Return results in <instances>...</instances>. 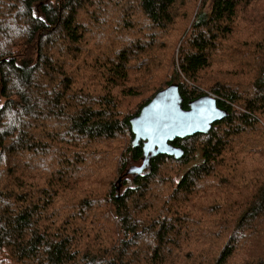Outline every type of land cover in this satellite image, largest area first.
Wrapping results in <instances>:
<instances>
[{
    "label": "trees",
    "instance_id": "obj_1",
    "mask_svg": "<svg viewBox=\"0 0 264 264\" xmlns=\"http://www.w3.org/2000/svg\"><path fill=\"white\" fill-rule=\"evenodd\" d=\"M251 8H260L251 23L263 45L237 62L241 87L204 81L221 52L256 42L233 36L237 13ZM81 10L97 25V53ZM174 29L164 85L124 117L114 90L139 95L126 86L134 67ZM93 77L102 94L88 89ZM175 82L185 109L207 91L228 117L208 135L176 140L181 160L155 158L117 193L108 166L119 176L142 165L130 120ZM249 127L258 141L233 146ZM262 157L264 0H0V264H264Z\"/></svg>",
    "mask_w": 264,
    "mask_h": 264
},
{
    "label": "rangeland",
    "instance_id": "obj_2",
    "mask_svg": "<svg viewBox=\"0 0 264 264\" xmlns=\"http://www.w3.org/2000/svg\"><path fill=\"white\" fill-rule=\"evenodd\" d=\"M209 7V6H208ZM207 7V8H208ZM260 9V8H257ZM256 8H251L248 10L247 13H237V22H234L232 25L233 28V36L236 34L237 36L241 37V41L246 43V42H250L252 41V38H256V36L252 33V23L253 19L252 17L255 16V13L257 12ZM87 11L85 10H81L79 11V16H78V21L81 22L82 25H85L86 27H90V29H88L87 33H86V37L88 39V43H87V48L89 50H91L94 53H97V48L98 46L95 45L94 43V39H93V32H92V28L93 30L96 29L95 25L91 26L92 23L90 22V20H87ZM112 18V17H111ZM118 18V17H113V19ZM243 29V30H242ZM109 33L104 34V36L102 37V39L106 36L107 39L105 41H101L102 43H104L103 46L107 47L109 45ZM159 35V33H158ZM179 35L178 30L174 29L172 31H170L168 33V35L165 37V34H160L158 38L159 39V49H158V53L149 57L146 56L145 57V62L144 64H140L134 67L133 71H132V76H134V81H130L126 84L127 87H133L136 91H138L139 95L138 96H122L119 93V89L114 90L115 96L116 98L120 99L122 101L120 109L123 113V116H130L133 115L137 109L138 106H140L142 103H144L148 97L150 96V91L153 90V88H158L161 85H164V81H166V75H167V66L165 64V59H163V54L164 52H167V39L169 37H173V36H177ZM232 36V37H233ZM258 37L260 36L259 34L257 35ZM231 38H228L227 42L231 41ZM101 39V40H102ZM256 42H252L250 44L247 45H235L234 48H232L234 50V52L232 53L230 50L226 51L225 53L221 55L223 56V58L217 62L214 63L213 67L211 69H209L210 71H208L209 73L206 74V76L203 78L204 81H209L212 83L221 81L219 84H223L226 86H231V87H238L240 88L241 86V73L243 72L240 68V66L237 64V62H239V60H243V62H245L246 60H248L249 58L251 59V57L253 58L254 56L259 55V53L261 52V45H263L262 43H260L262 40L260 38H256L255 39ZM178 43V41H175ZM174 42V43H175ZM181 43V42H180ZM258 43V46H257ZM165 44V46H164ZM233 44V43H231ZM85 47V44L84 46ZM101 47V46H99ZM247 49V54L244 53V51ZM226 54H228L229 56L227 57ZM82 56H80L81 58ZM148 58V59H147ZM151 58L154 60L153 62L149 63V61L151 60ZM222 72H221V71ZM104 83V82H103ZM173 84H178L180 86V84L178 82H175ZM237 84V85H236ZM147 86H150L147 88ZM87 87L88 89L98 95V94H102L103 89H104V85H101L98 81H96L95 77H93L92 80L87 82ZM142 94V95H140ZM211 95V93L205 91V95ZM213 96V95H212ZM215 97V96H214ZM239 107V106H238ZM235 107L237 109H240L241 111L242 108H238ZM137 116V115H136ZM225 120V119H224ZM222 122V121H221ZM249 130L252 132V134L246 132L243 134V136L241 138H237L235 139L234 137H231V142L232 145L234 146L233 142L235 141L237 144L241 143L242 145H247L251 142L252 139L256 140V142L258 141L257 134L254 133L252 130V127H249ZM132 144V142H131ZM256 154H254L252 151H248L247 156L249 157V160L247 159V169H250L251 163L253 159L256 158H260L261 154L263 152L256 150L255 152ZM247 157V158H248ZM117 158L113 157V158H108L107 161L115 164L116 163ZM260 160L264 161V157H262ZM132 166H140V163L138 164H133ZM153 166V164H152ZM130 167V166H129ZM129 167H127L126 169H128ZM169 167L168 164H165V166L162 169V174L166 177V178H171L173 174L171 175H167L166 174V169ZM264 168V164H262V169ZM125 169V170H126ZM124 170V171H125ZM123 171V172H124ZM106 172H111L108 175H105V179L109 182H111L117 190V193L119 192V194H121L123 191L127 190L128 188H131L133 186V178L132 177H121V175L116 176V173L113 172V168L112 165L110 164L108 166V169ZM122 178V179H121ZM103 184V182L101 183V185ZM157 185L153 186V189L157 190ZM171 190V189H170ZM165 195H169L168 191H164ZM206 212V210H205ZM196 231V230H194ZM208 240L206 238L202 239V244L203 246L206 245V242ZM207 247V246H206ZM199 248V247H198ZM243 255H239V257H242Z\"/></svg>",
    "mask_w": 264,
    "mask_h": 264
},
{
    "label": "water",
    "instance_id": "obj_3",
    "mask_svg": "<svg viewBox=\"0 0 264 264\" xmlns=\"http://www.w3.org/2000/svg\"><path fill=\"white\" fill-rule=\"evenodd\" d=\"M228 115L212 95L190 101L185 109L178 84L161 90L130 120L134 135L132 146L143 150L142 165L129 167L121 177L144 175L152 169V161L161 155L181 160L185 152L173 144L176 140L208 135Z\"/></svg>",
    "mask_w": 264,
    "mask_h": 264
},
{
    "label": "flooded vegetation",
    "instance_id": "obj_4",
    "mask_svg": "<svg viewBox=\"0 0 264 264\" xmlns=\"http://www.w3.org/2000/svg\"><path fill=\"white\" fill-rule=\"evenodd\" d=\"M129 177H132V176H128L127 178H129Z\"/></svg>",
    "mask_w": 264,
    "mask_h": 264
}]
</instances>
